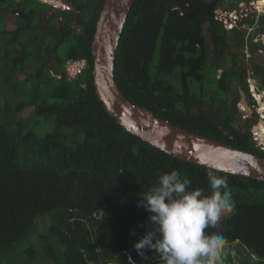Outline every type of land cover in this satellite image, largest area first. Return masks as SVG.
Instances as JSON below:
<instances>
[{
  "label": "trees",
  "instance_id": "16d2710c",
  "mask_svg": "<svg viewBox=\"0 0 264 264\" xmlns=\"http://www.w3.org/2000/svg\"><path fill=\"white\" fill-rule=\"evenodd\" d=\"M70 1L74 11L38 0H0L5 19L14 14L24 21L0 29V83L7 93L22 92L21 99L5 100L0 108V264H129L130 256L137 259L136 250L134 257L130 253L134 243L151 227L150 213L141 205L143 194L172 170L190 180L187 191L201 189L205 195L212 191L208 171L227 181L234 213L205 232L223 234L226 245L242 246L239 264H264V180L186 162L125 130L106 112L92 81L91 43L104 0L90 5L88 0ZM223 2L133 0L117 44L113 77L127 100L154 116L264 157L252 139L253 122L237 130L232 123L240 117L232 112L219 124L211 113L190 110L197 100L215 99L211 94L204 98L206 45L209 38L215 59L209 67L215 73L228 46L227 32L215 19ZM81 11L88 16L76 19L81 28H72L70 22ZM47 13L52 16L45 21ZM61 16L65 21L56 25ZM200 25H206L205 32ZM258 25L264 30V15ZM71 61H84V68L69 77L66 63ZM238 61L235 57V66L243 68ZM252 68L264 89V66L253 62ZM221 69L214 80L219 88L232 89L235 67ZM23 72L26 77L18 80ZM175 72L179 90L164 77ZM190 80L198 83L197 92ZM244 83L238 80L235 88H245ZM27 101L34 103L32 126L18 116ZM42 122H51L52 129L40 134ZM45 215L49 223L38 232L36 220ZM224 264H234L230 253Z\"/></svg>",
  "mask_w": 264,
  "mask_h": 264
},
{
  "label": "water",
  "instance_id": "95a60500",
  "mask_svg": "<svg viewBox=\"0 0 264 264\" xmlns=\"http://www.w3.org/2000/svg\"><path fill=\"white\" fill-rule=\"evenodd\" d=\"M132 3L133 0H104L95 23L92 81L106 112L125 130L175 158L264 180V157L175 126L147 108L132 104L118 89L113 77L114 59ZM71 10H75L73 6Z\"/></svg>",
  "mask_w": 264,
  "mask_h": 264
},
{
  "label": "clouds",
  "instance_id": "9594fccd",
  "mask_svg": "<svg viewBox=\"0 0 264 264\" xmlns=\"http://www.w3.org/2000/svg\"><path fill=\"white\" fill-rule=\"evenodd\" d=\"M43 3L51 4L59 10H66L67 7L66 3H63L65 8L50 2ZM259 15H264V12ZM253 21L245 18L241 24L250 25ZM240 29L234 27L225 30L239 33ZM244 29L243 46L264 44L261 41L253 42L247 27ZM258 30L264 33L259 27ZM259 49L263 48L249 53L257 55ZM207 175L212 189L209 195H205L201 189L187 191L190 180L187 177L181 178L177 170L162 174L158 185L143 194L141 205L150 213L151 227L133 245L138 255L146 258L144 249L147 248L159 255L162 264H224L226 237L217 232L206 234L205 230L209 227L218 228L225 218L231 216L235 202L223 177L216 175L213 170L208 171ZM130 235H135V232ZM129 264H135L131 256Z\"/></svg>",
  "mask_w": 264,
  "mask_h": 264
},
{
  "label": "rangeland",
  "instance_id": "374dc122",
  "mask_svg": "<svg viewBox=\"0 0 264 264\" xmlns=\"http://www.w3.org/2000/svg\"><path fill=\"white\" fill-rule=\"evenodd\" d=\"M48 1L49 0H47L46 2H48ZM65 1L66 0L53 1L54 3L58 2L55 4L50 2V1L49 2L54 4V5L58 4L59 6L65 8L66 5L63 4V3H65ZM94 1L95 0H88V4L90 5ZM241 1H246V0H241ZM223 3H224V5H227L228 1L224 0ZM70 7L71 6L69 4H67L66 9H72V7L71 8ZM3 14H4L3 9L0 8V29H2L3 27L10 28V29L16 28L19 24L24 23L20 18H18V16L15 17L14 14H10L7 19H5L3 17ZM77 14L81 18H85L86 15L88 16V13L85 11L77 12ZM256 17L257 16H254V19L256 20L254 29H257L256 28L257 27V19L260 18V15L258 16V18H256ZM246 19L250 20L251 18L246 17ZM55 22H57V21H55ZM200 28H201L202 32H205L206 25H200ZM245 32H246V30L244 28L240 29L239 33L235 32V31H228L227 32L228 46H227L226 51H225V59L220 61V65L222 66L221 68H227L228 67V68H232L234 70V67H235V82H237L240 79H242L243 82L245 81V71H246V77L249 75L254 76L252 74V70H254L252 68L253 62H255L259 66L260 65L264 66V55H261V54H257V55L256 54H250L249 55V51H252L251 46H249L248 44L243 46V44L245 43V40H244ZM258 32H259V30H258ZM255 37L257 38V40L262 39V41L264 42V37L262 35H260V36L256 35ZM206 46H207V50H208L209 60H208V67L206 68V77H205V81H204V89H205L204 98L208 97L211 94L215 99L212 102L197 100L196 102H193L191 104L190 110L193 113H196L197 111H205L207 114L211 113L213 119L218 121L219 124H221L223 117H224V114L225 113H231L234 111V105L236 103V100H238L240 97H242V98H245L249 101L251 96L249 94V88L246 86V83H244L245 88H243V89L247 92L244 93L243 95L241 94L242 96L240 94H238L239 93V87L237 85V87L235 88V82L232 86V89L223 90V89L219 88L217 81L214 80V78H213L214 73L209 67L210 63L215 61V59L211 56V51H210L211 50V43L209 41V38H208ZM47 47L48 46H46V48ZM253 47H254V52H256V50L258 48L264 49V44L253 43ZM46 48L44 49V51L46 50ZM60 50L62 53H64V50H65L64 44L60 47ZM243 55H244V60H243ZM3 56H4V51L0 45V68H3ZM241 56H242V59H240ZM235 57H237L239 59L237 65H240L243 68L235 66ZM53 65H54V61L49 63V67H52ZM244 66H245L246 70L244 69ZM83 68H84V61H75V62H67L66 63V71L70 77L75 75L79 71H81ZM221 68L215 72L216 73L215 76L217 78H219L222 74ZM26 70H27V73L30 74V72H31L30 68L26 67ZM27 73L26 72L19 73L17 75L18 80H24ZM173 74L174 75H164V77L169 79L170 81H172L176 85V89L179 90L177 73L175 72ZM0 81H1V78H0ZM190 85H191V89L194 92H197L198 83L195 82L194 80H190ZM21 93L22 92H20L18 94L14 93V92L7 93L5 91L4 86H2L0 83V108L3 107V102L5 100L15 101L16 99H21V96H20ZM47 100H49V99L47 98ZM218 100H219L220 104L222 105V107L219 106ZM238 101H237V103H238ZM223 106H225V108ZM33 109H34V103H32V102L29 103V101H27L26 105H25V109L18 113V116L20 118L24 119L26 122H28L31 126L33 125L32 123H34V121L32 119ZM237 112H238V110H237ZM248 121L253 122L255 125H258L260 123L262 129L264 128V123L259 122V120H257L256 117H253L252 119H250ZM52 126H53V124L51 125V122H42L37 126V129H38L40 134H44L47 131H50L52 129ZM252 128H253V126H252ZM262 133L263 134H261V136H264V131ZM262 140L264 142V137L262 138ZM48 223H49V216L48 215L37 218L36 230L38 232L43 231L47 227ZM36 237H37V233L32 239L34 242L37 241ZM34 248L36 251H38V247L34 246ZM226 248H228V249H226L225 258L230 253L233 256L234 264H236V263L239 264V261L237 259L243 255V251H245V249L242 246L236 245V243H232L230 245L227 244ZM236 248H238V251L236 253H234ZM134 250H135L134 247H132V250L130 251L132 257H134L133 256ZM144 252L146 254V258L141 257L136 252L137 259H139L141 262L143 261V259H144V261H145V259H151V261L152 260H158L159 263L162 264V261L160 260V257L157 253H155L154 251L149 250L147 248L144 249ZM137 259L136 260L133 259L135 261V264H138ZM36 261L40 263V261H41L40 255H37ZM44 264H50V263L44 262Z\"/></svg>",
  "mask_w": 264,
  "mask_h": 264
},
{
  "label": "built area",
  "instance_id": "2783aa9c",
  "mask_svg": "<svg viewBox=\"0 0 264 264\" xmlns=\"http://www.w3.org/2000/svg\"><path fill=\"white\" fill-rule=\"evenodd\" d=\"M42 2H46L41 0ZM258 0H247L239 2V7H235L233 9L228 5H221L217 7L215 10V19L222 23V26L225 29L236 28H245L247 27V33L252 35L253 42L259 43V41L263 42L262 39H258L255 37L262 35L264 37V33L262 31L258 32V23L257 29H254L256 20L254 16L258 18L259 14L264 12V5L257 4ZM250 17L254 19V22L250 25L245 23L241 24V22L246 18ZM264 43V42H263ZM259 54L264 55V49H259ZM250 55V53H249ZM74 62V61H72ZM80 72V71H79ZM77 74V73H76ZM75 74V75H76ZM74 76V75H73ZM246 78L249 86V94L251 98L249 101L243 98L236 104L237 114L236 117H240L239 121H234L232 123L235 129H239L246 121L256 117L259 122L262 120L264 122V89L259 86V83L254 79L247 76ZM261 88V89H260ZM261 96V98H258ZM255 125V124H254ZM253 125L251 128L252 131V139L255 142L257 148L264 150V143L261 141L259 137V132L256 130L258 125Z\"/></svg>",
  "mask_w": 264,
  "mask_h": 264
},
{
  "label": "flooded vegetation",
  "instance_id": "af4514ba",
  "mask_svg": "<svg viewBox=\"0 0 264 264\" xmlns=\"http://www.w3.org/2000/svg\"><path fill=\"white\" fill-rule=\"evenodd\" d=\"M55 1H57V0H55ZM228 1V6H229V3L230 2H232L233 3V5L232 6H230V8L231 9H233V8H235V7H239L240 5H239V2L241 1V0H227ZM247 1V0H246ZM262 1V0H261ZM55 3H58V2H55ZM65 3L66 4H70V6L72 7L73 5H72V2L70 1V0H66L65 1ZM164 6H166L165 4L164 5H161L160 7L161 8H163ZM67 8V7H66ZM65 8V9H66ZM74 8V7H73ZM75 9V8H74ZM76 12V11H75ZM78 14H76L74 17H75V19L74 20H72L70 23H71V26H72V28H77V26H78V28H81L82 27V25L81 24H79V23H77V20L76 19H78V17H79V15L77 16ZM51 16H52V14H50V13H47L46 15H45V21H47L49 18H51ZM23 21V20H22ZM55 21H57V22H55V24L57 25V23L59 24V21L61 22V23H63L65 20H64V18L61 16V17H57L56 18V20ZM24 22V21H23ZM81 26V27H80ZM77 30V29H76ZM246 70V69H245ZM216 71H218V69L216 70ZM215 71V72H216ZM221 72H222V69H221ZM216 73H214V75H215ZM252 74L254 75V70H252ZM222 75V74H221ZM249 77L250 78H254L257 82H259V79H257L256 77H255V75L254 76H252V75H249ZM246 78H248V77H245V82H246V86L249 88V86H248V82H247V80H246ZM239 87V86H238ZM247 91H245L243 88H241V87H239V94L241 95H243L244 93H246ZM241 95V96H242ZM259 97V96H258ZM243 98L242 97H240L238 100L239 101H241ZM238 100H236V103H235V105L237 104V101ZM238 101V102H239ZM235 105H234V111L232 112L233 113V115H234V117H235Z\"/></svg>",
  "mask_w": 264,
  "mask_h": 264
},
{
  "label": "bare ground",
  "instance_id": "6f19581e",
  "mask_svg": "<svg viewBox=\"0 0 264 264\" xmlns=\"http://www.w3.org/2000/svg\"><path fill=\"white\" fill-rule=\"evenodd\" d=\"M43 1H47V0H43ZM49 1L52 2V3H54L52 0H49ZM49 1H48V2H49ZM54 1H55V0H54ZM54 4H55V3H54ZM257 4L264 5V1L258 0ZM258 98H261V96H259ZM260 122H263V121L261 120ZM263 123H264V122H263ZM256 130H258V132H259V137H260L261 141L263 142L262 138H263L264 136H261V134H263L262 132L264 131V128L262 129L260 123H259L258 127L256 128ZM263 143H264V142H263Z\"/></svg>",
  "mask_w": 264,
  "mask_h": 264
}]
</instances>
